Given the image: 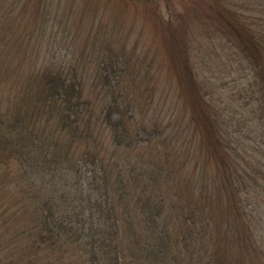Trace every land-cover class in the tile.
Returning a JSON list of instances; mask_svg holds the SVG:
<instances>
[{"label": "trees", "instance_id": "1", "mask_svg": "<svg viewBox=\"0 0 264 264\" xmlns=\"http://www.w3.org/2000/svg\"><path fill=\"white\" fill-rule=\"evenodd\" d=\"M21 1L0 0V170L4 177L17 175L34 204L28 199L33 215L23 226L3 218L12 208L0 202V264H264L262 219L252 214L258 208L251 202L255 192H264V0H214L205 9L223 31L214 30L215 37L242 52L245 61L241 56L234 61L245 64L251 79L237 93L244 100L241 111L237 106L217 111L209 103L202 109L204 95L194 100L197 85L187 74L186 91L195 104L188 112L201 150L185 177L193 186L186 191L197 195L198 189L206 195H190L192 200L185 203L200 221L180 219L173 233L162 221V193L177 184V171L183 174L187 159L177 168L167 155H158L154 177L145 162L127 171L115 169L117 154L133 148L138 133L129 129L122 91L112 90L120 85L121 74L107 69L94 74L102 90L111 86L99 102L88 96V78L77 74L71 62L44 65L45 58L38 59L30 50L24 56L32 55L27 61L8 58L17 53L7 42L19 36L13 30L19 21L35 24L45 15L39 10L47 8L37 0L39 10L13 18V8ZM5 18L11 22L8 28L2 24ZM42 32L39 27L23 31L20 45ZM8 85L12 90L5 88ZM211 93L210 102L217 99ZM237 96L229 98L239 102ZM211 161L216 181L206 168ZM74 167L75 180L68 189L62 182L64 171ZM71 193L76 195L70 202L66 197ZM196 222L201 223L199 230ZM201 230L204 237L198 236Z\"/></svg>", "mask_w": 264, "mask_h": 264}, {"label": "rangeland", "instance_id": "2", "mask_svg": "<svg viewBox=\"0 0 264 264\" xmlns=\"http://www.w3.org/2000/svg\"><path fill=\"white\" fill-rule=\"evenodd\" d=\"M25 1L29 3H24ZM42 1L47 4V8H41L42 11L39 10L40 4L37 0H24L17 8H13V18L26 16L34 10H39V13L43 12L45 15L40 16L35 24L30 20H20L17 27L12 28L19 36L10 39L7 43L13 46L17 53L8 58L27 61L32 55L30 58L24 56L27 50H30L33 55L37 54L38 59L45 58L47 62L44 65L52 62L62 67V63L71 62L77 74H85L88 78L90 85L85 87L88 96L95 97L98 101L103 98L107 90L111 89V86L102 90L101 82L96 81L98 77L94 74L102 73L101 69H107L110 74H121L118 86L120 91L115 86L112 90L119 94L122 91V103L124 100L128 107L127 116L130 117L127 121L132 122L128 124L129 129L138 133L133 135V140L137 141L133 148L117 154L119 162L115 165V169L118 167L127 171L129 167L137 168L141 162H145L149 164L146 168L152 169L151 177H154L153 166L158 155H167L171 162L177 163V168L184 161L183 158H186L183 174L180 175L177 171V184L174 187L168 186V190L162 193L166 205L162 212V221H167V230L173 233L176 229L175 222H182L178 220L185 217L186 220L188 218L198 220L197 212L189 213L185 205L186 200L187 202L192 200L188 199L190 195L196 197L199 194L206 195L204 191L199 192L198 189H196L197 195L186 191L193 186L185 177L190 175V170L194 168V159L200 154L199 149L201 150L200 135L198 130L193 128L188 112L189 109L192 111L195 104L191 103L186 91L187 74L191 77L193 75L197 85H195L197 93L194 95V100L197 98L199 100L200 94L204 95L201 102L202 109L206 105L213 106L212 109L215 110L237 106L241 111L244 100L239 94L237 96V93L251 79L250 70L243 66L245 64L234 61L236 56H241L245 61L240 49L230 45L225 39L215 37V34L223 31L215 27L213 22L216 19L207 15L208 10L207 14L205 11L214 0ZM11 2L12 0H8L7 4ZM204 18H208L209 21ZM4 23L7 28L11 26L8 18L4 19L2 24ZM38 27L43 31L39 33V37L34 40L26 39L20 45V41L25 38L21 36L23 31L29 32ZM5 88L8 91L12 90L9 85ZM211 91L215 92L218 100L213 97L214 101L211 99V102L209 101L208 95ZM231 94L239 97V102H232V98H229ZM233 137L236 140L237 136ZM189 146L190 152L187 154ZM80 150H77L78 154ZM206 168L213 174L212 181H216L213 162L207 163ZM71 169L64 171L66 180L62 181L64 185H68V189L70 186L73 187L75 180L73 171L76 167ZM81 174L83 177V173ZM10 177H4L3 171L0 170V190H2L0 197H4L0 202L12 208L4 213L3 218L9 217L10 220H17L16 223L20 225H29V216L33 215V207H30L28 200L30 198L25 194L17 175L12 176L11 179ZM56 178L57 181H61ZM89 180L88 178L86 181ZM158 184L157 182L154 185L157 193ZM85 185L87 186L86 182ZM71 190L75 192L74 188ZM255 194L256 200L254 198L251 202L257 203L258 209L252 214L262 219L260 220L262 228L259 232L264 237V192L257 191ZM74 195L76 194L71 193L66 199L71 202ZM113 196L117 198L118 192L115 191ZM20 199L22 201H19ZM30 200L33 205V198ZM23 203L25 206L21 209L20 204ZM171 206L178 208L173 210ZM246 209L251 208L246 205ZM217 210L218 208L215 207L216 213ZM231 216L235 215L231 214ZM10 226H13L12 223ZM200 227V222L194 224V228L199 230ZM211 230L212 228H209L208 233ZM204 233L201 230L198 236L204 237ZM207 235L209 237V234ZM260 259L264 263V260Z\"/></svg>", "mask_w": 264, "mask_h": 264}]
</instances>
